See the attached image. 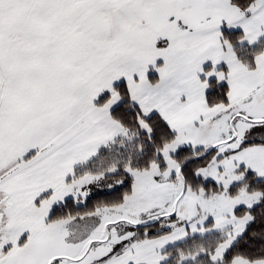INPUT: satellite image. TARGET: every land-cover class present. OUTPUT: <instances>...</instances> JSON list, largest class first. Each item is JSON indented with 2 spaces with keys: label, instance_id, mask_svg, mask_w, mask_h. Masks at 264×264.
<instances>
[{
  "label": "snow or ice",
  "instance_id": "6c2138e0",
  "mask_svg": "<svg viewBox=\"0 0 264 264\" xmlns=\"http://www.w3.org/2000/svg\"><path fill=\"white\" fill-rule=\"evenodd\" d=\"M0 264H264V0H0Z\"/></svg>",
  "mask_w": 264,
  "mask_h": 264
}]
</instances>
